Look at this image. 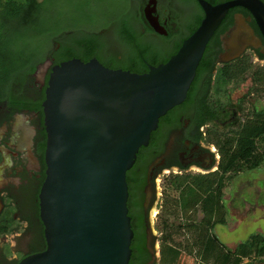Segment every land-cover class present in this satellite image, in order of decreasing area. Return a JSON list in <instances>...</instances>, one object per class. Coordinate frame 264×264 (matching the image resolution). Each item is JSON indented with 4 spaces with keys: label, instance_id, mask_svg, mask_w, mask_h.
<instances>
[{
    "label": "water",
    "instance_id": "obj_1",
    "mask_svg": "<svg viewBox=\"0 0 264 264\" xmlns=\"http://www.w3.org/2000/svg\"><path fill=\"white\" fill-rule=\"evenodd\" d=\"M197 2L204 13L200 25L166 63L146 73L112 70L96 59L73 58L51 68L42 102L46 171L38 196L46 247L18 264H129L126 172L139 149L148 145L159 119L185 100L229 9L246 8L264 35L260 0ZM240 28L237 20L225 40L231 47L226 61L245 47Z\"/></svg>",
    "mask_w": 264,
    "mask_h": 264
},
{
    "label": "flooded vegetation",
    "instance_id": "obj_2",
    "mask_svg": "<svg viewBox=\"0 0 264 264\" xmlns=\"http://www.w3.org/2000/svg\"><path fill=\"white\" fill-rule=\"evenodd\" d=\"M130 1L134 6L135 1ZM205 1L214 6L234 0ZM260 1L264 3V0ZM135 7V34L143 38L152 36L159 40L161 45L158 49L163 56L160 60L141 59L134 66L136 71L132 72L137 74L148 72L150 66L166 63L178 51L182 42L196 30L189 34L195 11L200 17L198 26L204 18L197 0H137ZM237 20L241 22L240 31L246 34L240 39L245 43V47L239 57L226 61L231 47L225 40L229 38V32L236 26ZM117 22L118 20L111 19L104 28L90 31L96 35L98 42L94 47L95 55L87 61L96 59L106 68L130 71L123 68L128 61L126 51L119 37L114 38L113 30ZM152 24L161 34L153 29ZM59 38L60 36L22 83L19 98L23 103L0 100V264H18L26 257L44 251L46 247L44 229L39 218L38 198L46 171V133L42 102L51 68L65 61L58 60L56 56L60 47ZM205 54L212 58L208 69L212 80L219 69L242 58L249 59L251 64L264 67V35L250 11L241 6L229 9L209 39L203 55ZM45 64L48 66L43 68ZM196 77L197 70L187 92L188 95L196 82L192 93L193 101L185 105L186 95L180 105L159 119L148 145L139 149L133 166L126 172L128 213L131 211L128 216L131 226L135 225L140 229L139 237L133 232L131 244H134L135 248L131 251L130 260L137 259L142 248L147 257L143 264L159 262L162 232L154 231L153 219L162 214L161 210L157 209L158 202L163 197L161 185L167 186L170 179L178 176L193 179L218 172V151L214 145L207 142L211 120L199 122L195 108L196 102L201 101L198 96L208 78L204 76L195 81ZM229 87L230 85L228 89ZM240 100L220 110L221 114L216 120L218 127L228 130L236 117L241 120L246 118L248 113L241 117L240 111L235 107ZM182 106H186V109H181ZM190 178L187 179L188 182ZM226 180L225 176L222 193ZM222 200L229 211L224 195ZM160 208L162 209V206ZM202 219L203 213L200 220ZM216 225L227 227L226 222L215 224L209 230L212 235Z\"/></svg>",
    "mask_w": 264,
    "mask_h": 264
},
{
    "label": "trees",
    "instance_id": "obj_3",
    "mask_svg": "<svg viewBox=\"0 0 264 264\" xmlns=\"http://www.w3.org/2000/svg\"><path fill=\"white\" fill-rule=\"evenodd\" d=\"M42 2L39 0H0V100L8 99L12 103H21L19 94L23 82L27 79L28 74L34 69L35 65L43 58L35 59L28 56L27 58H16L10 51L15 36L20 29L34 30L39 23V14ZM136 8V7H135ZM135 10V9H134ZM200 12V9L197 8ZM198 12V13H199ZM137 11L132 14L121 13V17L114 18L118 20L113 30L114 38L119 40L126 51L128 61L123 68L134 72L135 65L141 59L160 60V41L152 36L143 38L135 34L134 24L136 23ZM121 18V19H120ZM192 24L189 31L191 34L198 26L200 17L197 11L192 17ZM190 20V23H191ZM84 28L76 27L67 31L60 36V47L58 50V60H70L80 58L82 62L95 55V44L98 39L93 33ZM188 34V35H189ZM58 40V39H57ZM212 58L203 55L197 68V77L195 81L208 78L204 84L200 95L201 101L196 102V113L199 122L203 123L206 119L211 120V127L207 131V142L215 146L219 154L218 172L209 176L196 177H177L167 182V187L177 192V199L174 205L180 210V215L174 214L173 218L187 219L188 215L195 213L198 207H201L205 224L208 232L200 233L194 241L193 248L189 244L184 246L185 249L194 250L197 256L204 261H210L212 264H250L244 263V260L252 258L260 262L264 261V235H252L249 240L236 245L234 249H228L222 246L216 239V236L209 233V230L215 224H224L226 222L228 211L222 200V189L224 186L225 176L238 174L245 169H256L264 163V108L257 109L253 106L252 111L244 120L236 117V120L229 125V129H220L218 116L225 106H231L232 101L229 99L230 89L228 86L235 85L251 68V62L247 58H242L232 65L224 66L219 69L214 80L211 79ZM253 78L256 85L252 93H264V67L257 69ZM203 80V79H202ZM193 83L189 91L185 105L193 101L192 93L196 87ZM215 95V96H214ZM245 98L241 99L235 107L237 111H242V103ZM23 103V102H22ZM234 106V105H233ZM181 109H186L182 106ZM234 117V115H233ZM189 179V182L187 179ZM167 197V196H166ZM128 204V203H127ZM128 207V205H127ZM173 212L164 215L161 221V243L159 249L158 264H208L204 261H198L193 258L191 262H186V257L180 251L179 244L174 242L173 225L169 223V217ZM128 215H131L128 213ZM163 216V215H162ZM214 218V219H212ZM187 224L180 223L175 230L182 229ZM138 226V225H137ZM131 229L137 236H140V229L135 225ZM134 244L130 245L131 251L134 250ZM141 249V250H140ZM138 248L137 259L129 261V264H143L147 261L145 252ZM191 254V252H188ZM199 262V263H197Z\"/></svg>",
    "mask_w": 264,
    "mask_h": 264
},
{
    "label": "rangeland",
    "instance_id": "obj_4",
    "mask_svg": "<svg viewBox=\"0 0 264 264\" xmlns=\"http://www.w3.org/2000/svg\"><path fill=\"white\" fill-rule=\"evenodd\" d=\"M42 2L39 14V23L34 30L20 29V33L11 41L13 44L10 51L17 58H43L46 51L50 49L59 36L76 27L80 29L97 30L104 28L111 19L117 18L121 13L133 14L136 6L130 0H39ZM135 9V10H134ZM251 70L243 76V80L235 85H231L230 98L232 102L245 98L242 103L241 117L250 113L253 106L257 109L264 108V93H252L256 85L253 78L255 71L262 68L259 64H251ZM215 96V95H214ZM248 116V115H246ZM220 129H223L220 127ZM226 129V128H225ZM163 197L158 202V211L162 214L157 219H153L154 231H160L161 221L164 215L173 212L169 217V223L173 225L174 242L179 244L182 256L186 262H191L193 258L199 262L204 261L196 255L194 250L184 248L187 244L193 248V244L200 233L208 232L205 224L201 222V207L196 209V214L188 215L187 219L180 217L173 218L174 214L180 215V210L175 206L177 192L168 186L161 185ZM226 205L229 209L226 224L216 225L213 234L217 240L226 248L234 249L235 245L242 243L252 235H264V163L256 169H245L238 174L231 175L225 182L223 190ZM167 196V197H166ZM224 203V202H223ZM225 204V203H224ZM162 206V209L160 208ZM163 215V216H162ZM214 219V218H212ZM180 223L187 224L182 229L175 230ZM190 227V228H189ZM236 227V229H234ZM194 228V229H193ZM234 229V230H233ZM200 232L199 234L196 233ZM156 246V245H155ZM158 250V249H157ZM191 252V254H188ZM197 262V263H199ZM264 264L255 258L244 260V263ZM204 263L212 264L210 261Z\"/></svg>",
    "mask_w": 264,
    "mask_h": 264
}]
</instances>
